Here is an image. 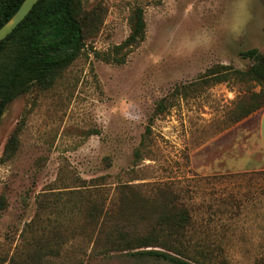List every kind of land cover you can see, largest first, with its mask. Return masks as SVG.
Wrapping results in <instances>:
<instances>
[{"label":"rangeland","instance_id":"374dc122","mask_svg":"<svg viewBox=\"0 0 264 264\" xmlns=\"http://www.w3.org/2000/svg\"><path fill=\"white\" fill-rule=\"evenodd\" d=\"M81 2L79 55L0 119V264H169L105 250L151 224L156 203L189 211L191 263L264 264V87L232 74L251 65L241 52L264 53V0ZM136 8L144 40L107 63ZM215 67L229 69L225 82ZM162 100L151 152L136 159Z\"/></svg>","mask_w":264,"mask_h":264},{"label":"trees","instance_id":"16d2710c","mask_svg":"<svg viewBox=\"0 0 264 264\" xmlns=\"http://www.w3.org/2000/svg\"><path fill=\"white\" fill-rule=\"evenodd\" d=\"M22 2L0 0V27L16 13ZM82 13L81 0H39L16 29L0 42V119L16 97L32 87L48 89L76 59L84 47ZM145 30L143 12L136 8L131 19L130 34L111 54L104 55V61L124 64L131 49L144 40ZM239 55L249 60L251 65L245 71L235 70L231 73L238 80L255 81L264 87V53L250 49ZM227 71L229 69L226 67H215L208 75H220L216 82L222 83L227 80ZM164 102L162 100L156 104L141 142L134 151V158L143 159V156L150 154L152 123L166 109ZM14 141L15 137L11 139L9 144L12 147L7 148L6 153L15 149ZM123 187L126 190L129 187L119 186L120 202L123 203L121 209L126 211V204L130 201ZM154 208L151 224L146 225L145 229L114 235L107 243L106 253H125L139 261L194 264L184 259V234L191 225L189 211L172 208V212H159L158 203Z\"/></svg>","mask_w":264,"mask_h":264},{"label":"water","instance_id":"95a60500","mask_svg":"<svg viewBox=\"0 0 264 264\" xmlns=\"http://www.w3.org/2000/svg\"><path fill=\"white\" fill-rule=\"evenodd\" d=\"M38 1L39 0H23L16 13L0 27V42L16 29Z\"/></svg>","mask_w":264,"mask_h":264},{"label":"crops","instance_id":"0c3cea01","mask_svg":"<svg viewBox=\"0 0 264 264\" xmlns=\"http://www.w3.org/2000/svg\"><path fill=\"white\" fill-rule=\"evenodd\" d=\"M258 140L264 151V108L262 109L258 120Z\"/></svg>","mask_w":264,"mask_h":264}]
</instances>
